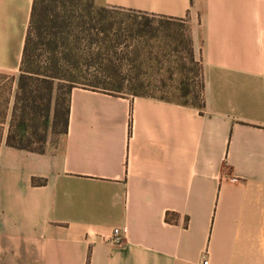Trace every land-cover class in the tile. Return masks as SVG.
<instances>
[{"label": "crops", "instance_id": "crops-1", "mask_svg": "<svg viewBox=\"0 0 264 264\" xmlns=\"http://www.w3.org/2000/svg\"><path fill=\"white\" fill-rule=\"evenodd\" d=\"M32 2L0 0V264H264V0H94L186 20L203 107L74 88L42 152L7 145Z\"/></svg>", "mask_w": 264, "mask_h": 264}, {"label": "trees", "instance_id": "trees-1", "mask_svg": "<svg viewBox=\"0 0 264 264\" xmlns=\"http://www.w3.org/2000/svg\"><path fill=\"white\" fill-rule=\"evenodd\" d=\"M119 11L124 10L97 6L94 0H33L18 70L12 123L15 122L19 102L25 103L22 111L24 115L27 113V102L30 101L28 93L33 91L32 85L37 92L44 89L51 93L57 82L60 84L59 90L65 91L69 97L74 88L116 97H153L140 94L149 90L151 86L149 79L140 72L141 69H138L137 73L134 72L135 67H141L142 64H136L133 60L131 63L125 62L127 53L119 50L123 44V37L131 30L139 33L148 32L150 29V21L146 17L148 15L127 11L133 16H129L130 22H124V26L121 27ZM188 38L185 42L188 59L197 65L199 62L195 60L190 36ZM200 77L198 109L203 107V74ZM20 95L22 97H19ZM159 99L169 101L164 98ZM68 103L69 98L63 112L62 131H65L67 124ZM179 104L190 106L186 103ZM29 106L32 111H37L39 108L36 99L29 102ZM54 113L57 116V106ZM49 117L50 99L46 106V120ZM12 128L13 125L10 124L8 146L30 152L43 151L18 143L11 134ZM2 131L3 128L0 127L1 138ZM43 183V181H33V184Z\"/></svg>", "mask_w": 264, "mask_h": 264}, {"label": "rangeland", "instance_id": "rangeland-1", "mask_svg": "<svg viewBox=\"0 0 264 264\" xmlns=\"http://www.w3.org/2000/svg\"><path fill=\"white\" fill-rule=\"evenodd\" d=\"M118 13L120 14L121 27L124 26V22H130L129 16H133L127 11H119ZM146 17L150 21L148 32L139 33L131 30L128 35L123 37V44L119 49L127 53L125 62L131 63L133 60L136 61V64H142L141 67H135L134 72L137 73L138 69H141L140 72L151 83L149 90L142 91L140 94L182 104L186 103L198 108L202 64L195 55V60L199 64L196 65L188 59L185 42L190 36L189 23L186 20L171 21L151 16ZM13 81L14 76L7 75V72L0 70V123H4L7 118ZM59 85L56 82L51 93L44 89L37 92L32 85L33 91L28 93L29 102L31 103L33 99H36V105L39 108L37 111H32L29 102L26 101L28 106L26 107L27 113L24 115L22 108L25 103L19 102L14 123L11 120L14 108V103L12 104L10 123L13 128L11 134L18 143L35 150H43L45 142L49 141L53 144L62 132L64 126L63 112L69 96L65 91L59 90ZM16 94L17 89L14 94V101ZM49 99L50 117L46 120L45 113ZM56 106L57 116L54 113Z\"/></svg>", "mask_w": 264, "mask_h": 264}, {"label": "built area", "instance_id": "built-area-1", "mask_svg": "<svg viewBox=\"0 0 264 264\" xmlns=\"http://www.w3.org/2000/svg\"><path fill=\"white\" fill-rule=\"evenodd\" d=\"M126 233L125 228H115L112 230V237L110 239V243L114 245H122L124 241V235ZM203 264H207V262H204Z\"/></svg>", "mask_w": 264, "mask_h": 264}]
</instances>
